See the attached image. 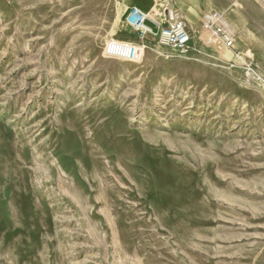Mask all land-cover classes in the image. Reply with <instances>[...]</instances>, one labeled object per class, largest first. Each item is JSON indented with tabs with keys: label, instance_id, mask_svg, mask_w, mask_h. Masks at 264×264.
<instances>
[{
	"label": "rangeland",
	"instance_id": "obj_1",
	"mask_svg": "<svg viewBox=\"0 0 264 264\" xmlns=\"http://www.w3.org/2000/svg\"><path fill=\"white\" fill-rule=\"evenodd\" d=\"M164 9L127 59L122 0H0V264H264V0Z\"/></svg>",
	"mask_w": 264,
	"mask_h": 264
},
{
	"label": "built area",
	"instance_id": "obj_2",
	"mask_svg": "<svg viewBox=\"0 0 264 264\" xmlns=\"http://www.w3.org/2000/svg\"><path fill=\"white\" fill-rule=\"evenodd\" d=\"M202 22L226 47H235L234 34L227 28L220 12H205ZM123 23L134 33L136 40L110 39L105 46V54L109 57L137 59L145 48L144 40L148 36L155 38L159 45L180 54H187L191 50V29L178 11L164 9L159 13H151L130 6L123 15Z\"/></svg>",
	"mask_w": 264,
	"mask_h": 264
},
{
	"label": "crops",
	"instance_id": "obj_3",
	"mask_svg": "<svg viewBox=\"0 0 264 264\" xmlns=\"http://www.w3.org/2000/svg\"><path fill=\"white\" fill-rule=\"evenodd\" d=\"M122 2L125 5V11L130 6H137L144 11H150L154 6V0H122ZM199 10L202 11L203 7H199Z\"/></svg>",
	"mask_w": 264,
	"mask_h": 264
}]
</instances>
